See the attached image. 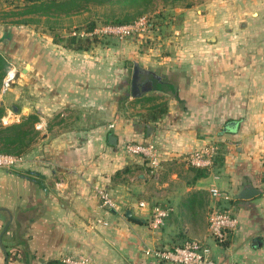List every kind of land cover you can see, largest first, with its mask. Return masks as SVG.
Listing matches in <instances>:
<instances>
[{"label":"crops","instance_id":"0c3cea01","mask_svg":"<svg viewBox=\"0 0 264 264\" xmlns=\"http://www.w3.org/2000/svg\"><path fill=\"white\" fill-rule=\"evenodd\" d=\"M221 11L222 19L208 12L207 24H186L195 35L174 56L153 44L125 56L119 46L74 51L36 38L31 53L16 57L14 114L36 115L41 138L16 167L0 168L8 264H171L145 251L192 239L207 244L217 264H264V0H225ZM8 27L0 24L3 36L17 33ZM136 68L138 84L151 87L132 93L124 115L122 91L132 89ZM160 101L167 111L151 121L146 114ZM229 122L235 129L225 130ZM125 142L154 144L159 168L126 154ZM209 145L219 153L211 167L188 165L187 156ZM247 185L260 193L237 199ZM212 187L232 201H215ZM99 189L114 207H101ZM221 204L238 218L225 244L209 232ZM153 206L169 209L158 227Z\"/></svg>","mask_w":264,"mask_h":264},{"label":"rangeland","instance_id":"374dc122","mask_svg":"<svg viewBox=\"0 0 264 264\" xmlns=\"http://www.w3.org/2000/svg\"><path fill=\"white\" fill-rule=\"evenodd\" d=\"M10 2H12V5L18 3L17 0H8V2L5 3L6 7H9ZM193 2L194 5L191 9H185L183 6L176 7V9H171L170 6L165 5L163 0H157L154 10H151L140 19H134L124 24L126 26L141 24L139 25L140 31H134L124 38H119L115 35L100 34L99 36H107L105 37L104 42L106 43V45L104 47H106L107 45L119 46L120 48H118V53L121 55H132L134 51L137 50H141V52L147 51L149 49V46L153 44V46L157 45V48L155 49L157 54L174 56L181 49V44L185 40L192 39L195 35L193 31L190 32L189 30H187V27H185L187 26L186 24H189V26H192L193 28L196 25L207 24L209 22V18L207 16L208 12H218V19H222V17H224V13H222V11L220 13L219 11L224 6L225 0H193ZM109 7L93 6L91 7L90 12H83L71 18L63 19V26L69 28L70 32H73V30H82L85 27L86 21L88 20L96 21V29H101L107 26H124L111 25L106 22V19L111 16ZM114 8L118 7L115 6ZM115 13H117L116 15H119V11H116ZM142 24H145L144 29ZM10 26L16 27L17 33L14 30H10L8 35L4 36L0 33V35H2V37H0V52H2V54L6 57V60L8 62L7 73L8 71L14 69L16 70V73L18 71L19 74V63L16 64V62L14 61L16 60V57H21L23 54H25L26 50L31 53V41L33 39L37 38L39 40H42L47 38L51 39V37L47 29L42 24H40V26L38 27H35L34 25H9V29ZM65 31L61 32L63 35L67 36L69 33ZM17 40L19 41L17 42ZM26 44L27 46H23ZM129 69L130 80L131 72L133 71L131 64L129 66ZM126 82H128V78ZM17 86V78L5 91L2 90L3 87L1 85L0 101L3 100V102L6 103L5 107H8L11 110L10 115H6L9 117L6 123H15L21 120V116H16L14 114L15 107H20L21 105V103H18V100L16 99ZM123 87L124 85L122 86V88ZM122 92H124L122 95L124 96L122 107L125 111L123 112L124 115H127L131 112L132 108L131 104L127 102L129 100V97L132 95V89L128 83L126 84ZM164 102L165 101H160L159 104H163ZM229 208V205H220L221 211ZM211 237L217 244H225L227 240H229V234H227V237L224 241H219L212 235Z\"/></svg>","mask_w":264,"mask_h":264},{"label":"trees","instance_id":"16d2710c","mask_svg":"<svg viewBox=\"0 0 264 264\" xmlns=\"http://www.w3.org/2000/svg\"><path fill=\"white\" fill-rule=\"evenodd\" d=\"M18 3L6 7L8 0H0V24L35 27L42 24L55 44L74 51H89L96 46H105V37L94 34L96 21H86L82 30L70 32L63 26V19L71 18L83 12H90L91 7H109L111 16L106 22L111 25H124L131 20L140 19L154 10L157 0H17ZM20 1V2H19ZM165 5L176 9L183 6L191 9L193 0H163ZM117 6L118 8H114ZM119 11V15H116ZM69 34L63 35L61 31ZM65 31V32H66ZM108 46V45H107ZM112 46V45H111ZM8 70L6 57L0 52V91ZM167 111V103L157 104L146 114L151 121H157ZM6 109L0 105V154L17 157L27 154L41 138V131L36 127L39 118L30 114L23 116L19 122L6 123L3 118ZM118 175V174H117ZM232 201V200H231ZM12 253L8 251V260Z\"/></svg>","mask_w":264,"mask_h":264},{"label":"built area","instance_id":"2783aa9c","mask_svg":"<svg viewBox=\"0 0 264 264\" xmlns=\"http://www.w3.org/2000/svg\"><path fill=\"white\" fill-rule=\"evenodd\" d=\"M139 25L141 24H135L134 26H107L101 29H96L94 34L115 35L119 38H124L134 31H140ZM142 26L144 29L145 24H142ZM15 79L16 70L12 69L8 71L2 82V90H7ZM8 118V116L4 117L3 121L6 122ZM123 149L128 155L143 158L154 169H157L160 166V158L156 154L155 146L152 143L125 142L123 144ZM218 154V147L215 145H209L191 153L186 157V162L193 168H209L217 159ZM22 159V156L17 157L13 155L0 154V168H14L21 163ZM209 192L214 200L220 203L229 202L232 197L227 192L216 187H212ZM97 195L101 200L102 208L114 207L113 200L106 190L99 189L97 191ZM140 206L145 207L146 203H141ZM152 212L153 224L156 227L161 226L169 215V209L162 206H153ZM237 225L238 218L234 212L231 211V209H225L222 211L221 209H217L209 218V232L219 241H224L227 237L228 231L234 230ZM145 254L160 262L171 264H217L214 260L211 248L204 242L196 239L187 240L183 244L169 249H147ZM64 262L66 264H88L87 260H76L72 258H66Z\"/></svg>","mask_w":264,"mask_h":264},{"label":"water","instance_id":"95a60500","mask_svg":"<svg viewBox=\"0 0 264 264\" xmlns=\"http://www.w3.org/2000/svg\"><path fill=\"white\" fill-rule=\"evenodd\" d=\"M139 73H138V68H136L134 70V74H133V80H132V93L134 95L136 94H139ZM150 85L147 84V88L144 89L143 91H146L148 88L150 89ZM148 89V90H149ZM235 126H236V123L235 122H229L225 128L226 129H230V130H233L235 129ZM109 143L111 145H115L117 143V138L113 135H110L109 136ZM259 190H257L256 188H254L253 186L251 185H247L245 186L244 188H242V190L237 194L236 198L237 199H243V200H247V199H250L252 198L253 196L259 194ZM127 216L128 217H133L132 216V212L131 211H128L127 212ZM13 219V216L10 215V221L8 223V225L10 224V222L12 221ZM6 229V228H5ZM0 246H1V249L3 250L4 254H5V257H6V264H8V253L6 252V249L4 248L3 244H2V238H0ZM166 249H169V248H166Z\"/></svg>","mask_w":264,"mask_h":264},{"label":"flooded vegetation","instance_id":"af4514ba","mask_svg":"<svg viewBox=\"0 0 264 264\" xmlns=\"http://www.w3.org/2000/svg\"><path fill=\"white\" fill-rule=\"evenodd\" d=\"M138 73L140 74V73H143V72H141V70H139L138 69ZM140 85V84H139ZM147 88V84L145 85V84H141L140 86H139V92H140V90H144V89H146Z\"/></svg>","mask_w":264,"mask_h":264}]
</instances>
